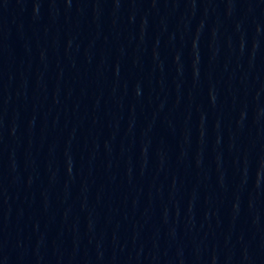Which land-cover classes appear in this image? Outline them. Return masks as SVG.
I'll use <instances>...</instances> for the list:
<instances>
[{
	"label": "water",
	"instance_id": "95a60500",
	"mask_svg": "<svg viewBox=\"0 0 264 264\" xmlns=\"http://www.w3.org/2000/svg\"><path fill=\"white\" fill-rule=\"evenodd\" d=\"M148 0H0V264H222Z\"/></svg>",
	"mask_w": 264,
	"mask_h": 264
}]
</instances>
